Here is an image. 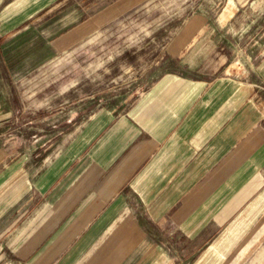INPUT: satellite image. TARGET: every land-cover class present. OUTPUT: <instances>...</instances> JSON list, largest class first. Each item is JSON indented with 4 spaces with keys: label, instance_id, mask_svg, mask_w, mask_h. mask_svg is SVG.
<instances>
[{
    "label": "crops",
    "instance_id": "1",
    "mask_svg": "<svg viewBox=\"0 0 264 264\" xmlns=\"http://www.w3.org/2000/svg\"><path fill=\"white\" fill-rule=\"evenodd\" d=\"M98 4L118 13L55 45L121 16L95 45L148 14L172 26L158 42L124 35L135 62L92 82V112L62 144L0 167V264H264V0Z\"/></svg>",
    "mask_w": 264,
    "mask_h": 264
},
{
    "label": "rangeland",
    "instance_id": "2",
    "mask_svg": "<svg viewBox=\"0 0 264 264\" xmlns=\"http://www.w3.org/2000/svg\"><path fill=\"white\" fill-rule=\"evenodd\" d=\"M93 1L94 10L90 0H2L0 3V24L8 20L22 25L27 15L31 17L12 32H0L5 36L4 42L0 40V167L14 166L21 160L25 161V167H31L36 161L32 155L46 154L47 150L50 154L62 144L58 136L75 130L77 121L92 112L91 105L84 101L91 97L89 88L93 83L122 78L120 73L103 75L107 66L121 65L125 59L135 62L134 58L121 54L120 39L124 35L156 30L160 35L155 38L158 42L163 41L161 37L172 26V21L161 20L163 15L148 18L151 16L148 14L138 22L134 20L119 36L106 41L105 46L95 45L93 40L113 32L111 29L120 24L121 16L109 24L95 26L96 31H91L90 37L81 32L79 39L70 37L55 45L62 29L87 18L104 20L113 12L118 13V10L96 9L101 0ZM21 34L25 40L18 38ZM12 36L15 37L11 39ZM132 41L124 40L123 47H133ZM91 50L94 52L89 56ZM58 65L59 69H65V75L46 72ZM104 92L100 94L103 96Z\"/></svg>",
    "mask_w": 264,
    "mask_h": 264
}]
</instances>
